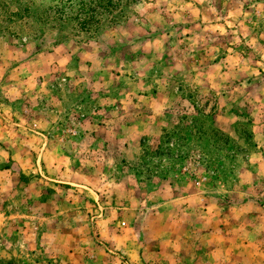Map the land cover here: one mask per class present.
I'll use <instances>...</instances> for the list:
<instances>
[{"label":"rangeland","instance_id":"rangeland-1","mask_svg":"<svg viewBox=\"0 0 264 264\" xmlns=\"http://www.w3.org/2000/svg\"><path fill=\"white\" fill-rule=\"evenodd\" d=\"M0 264H264V0H0Z\"/></svg>","mask_w":264,"mask_h":264}]
</instances>
